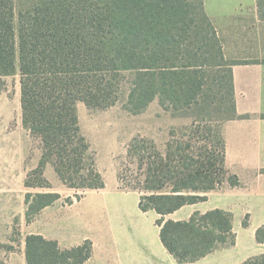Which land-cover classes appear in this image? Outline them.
I'll return each mask as SVG.
<instances>
[{
  "label": "trees",
  "instance_id": "16d2710c",
  "mask_svg": "<svg viewBox=\"0 0 264 264\" xmlns=\"http://www.w3.org/2000/svg\"><path fill=\"white\" fill-rule=\"evenodd\" d=\"M257 8L264 21L262 0ZM243 63L225 58L204 0H111L106 6L42 0L20 11L15 0H0V94L4 78L18 72L22 123L42 150L27 188H50L44 178L49 164L69 189L106 187L82 133L78 105L107 110L119 102L126 82L131 113L158 99L165 111L192 118L187 128L171 131L164 148L152 139H133L117 174L121 189L140 194L141 211L159 215L161 241L181 264L236 244L231 212H196L179 222L166 217L207 201L224 183L240 186L226 168L222 128L239 118L233 67ZM33 176L37 183L30 182ZM60 199L58 193H27V223ZM248 224L246 218L243 226ZM257 241L264 244V227ZM25 243L26 264H85L93 256L90 240L62 249L31 234ZM0 264L8 263L0 258ZM243 264H264V254Z\"/></svg>",
  "mask_w": 264,
  "mask_h": 264
},
{
  "label": "crops",
  "instance_id": "0c3cea01",
  "mask_svg": "<svg viewBox=\"0 0 264 264\" xmlns=\"http://www.w3.org/2000/svg\"><path fill=\"white\" fill-rule=\"evenodd\" d=\"M204 8L225 58L245 62L233 67L239 118L222 128L226 168L241 184L224 183L207 194V201L185 206L166 219L188 221L196 212L216 209L231 212L235 246L219 247L201 260L183 264H243L264 254V244L257 241V231L264 227V21L257 0H204ZM139 202L137 192L106 184L71 205L59 207L57 202L43 209L38 219L46 228L36 234L57 241L62 249L92 241L93 256L86 263L181 264L161 241L159 215L141 211ZM246 218L247 227L243 226Z\"/></svg>",
  "mask_w": 264,
  "mask_h": 264
},
{
  "label": "rangeland",
  "instance_id": "374dc122",
  "mask_svg": "<svg viewBox=\"0 0 264 264\" xmlns=\"http://www.w3.org/2000/svg\"><path fill=\"white\" fill-rule=\"evenodd\" d=\"M40 1L42 0H15V4L20 11L29 9ZM96 1L104 6L111 2ZM4 80L6 87L0 94V258L8 264H26L27 236L46 228L38 219L41 212L31 223H27V193H58L61 195V199L57 201L60 207L68 206L70 199L75 203L78 201L77 196L81 200L89 190L67 188L51 164L44 170V178L50 188L26 187L28 176L39 166L42 150L22 123L19 73L7 76ZM127 80H131L130 75ZM129 89L130 83L126 82L119 102L107 110L78 105L82 133L92 145L98 170L108 187L117 184L118 189L123 192L129 191L121 189L117 174L126 160L127 149L132 140L137 137L152 139L159 148H164L172 130H183L192 123V118L187 113L165 111L158 99L144 112L131 113L127 106ZM30 182L37 183L36 176L30 178Z\"/></svg>",
  "mask_w": 264,
  "mask_h": 264
}]
</instances>
